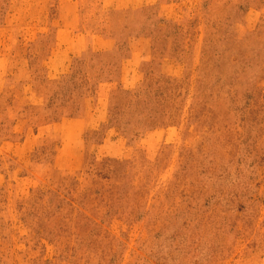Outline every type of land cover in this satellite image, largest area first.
Here are the masks:
<instances>
[{
	"label": "rangeland",
	"instance_id": "1",
	"mask_svg": "<svg viewBox=\"0 0 264 264\" xmlns=\"http://www.w3.org/2000/svg\"><path fill=\"white\" fill-rule=\"evenodd\" d=\"M0 264H264V0H0Z\"/></svg>",
	"mask_w": 264,
	"mask_h": 264
}]
</instances>
